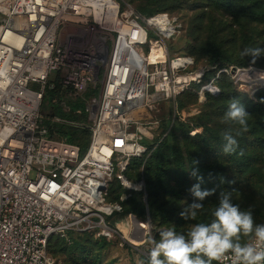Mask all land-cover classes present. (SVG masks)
<instances>
[{
    "label": "built area",
    "instance_id": "obj_1",
    "mask_svg": "<svg viewBox=\"0 0 264 264\" xmlns=\"http://www.w3.org/2000/svg\"><path fill=\"white\" fill-rule=\"evenodd\" d=\"M100 1L107 0H0V264H58L48 248L56 234L100 228L101 235L113 236L105 219L121 207L107 204L108 189L116 169L123 186H136L124 173L133 158L147 154L142 141L155 139L146 125L149 109L205 74L179 75L194 65L192 58L174 59L168 67L160 50L144 52L148 28L173 35L168 14L146 21L121 16L113 0L109 21ZM75 17L93 19L99 37L69 63L62 42L66 21ZM123 35L130 42L125 47ZM63 69L71 71L60 82L63 92L76 93L104 70L100 96L88 105L92 136L85 154L50 136V127L62 120L52 116L44 124L46 92L57 86L50 78ZM222 72L228 70H220L201 95L220 93Z\"/></svg>",
    "mask_w": 264,
    "mask_h": 264
},
{
    "label": "trees",
    "instance_id": "obj_2",
    "mask_svg": "<svg viewBox=\"0 0 264 264\" xmlns=\"http://www.w3.org/2000/svg\"><path fill=\"white\" fill-rule=\"evenodd\" d=\"M130 1L145 15L152 13L146 9L152 3H157L160 10L172 11L176 8L182 9L191 2L194 5L190 27V35L195 41L192 47L193 53L199 56L209 55L212 64L217 66V70L226 69L231 72L238 66L246 67L252 64L264 67V56L257 58L255 63L252 62V57L241 56L245 48H264V0ZM222 74L216 81L220 93L207 94L206 112L199 117L218 126L216 135L211 139L206 136L192 138L186 147L187 154L169 143H164L145 164L143 158H134L133 166L145 165L147 205L143 201L142 193L132 195L122 203L124 213L145 215L147 210L154 225L168 227L177 233L186 234L189 223L211 222L212 212L218 206V196L221 192H230L232 202L239 205L241 210H247L250 199L245 190L255 178L254 184L250 187L260 194L259 197L262 200L264 199V90L257 92L254 99L246 96L242 98L231 83L224 81L225 79L220 81ZM217 75L212 74L210 81ZM60 87L63 91L61 84H58L56 89ZM55 90H48L43 101L42 113L45 118L44 124L47 126L50 125V117L56 116L60 108L55 103V92L58 91ZM234 98L245 105L249 114L248 128L247 131H240L238 125H231L235 138L241 139L238 142L239 147L235 153L221 154L224 143L222 133L230 127L222 122V118L229 102ZM179 108H184V105L180 103ZM46 110L49 111L48 114H45ZM74 119V117L67 116L66 123L52 125L50 136L78 145L82 154H85L90 146L92 133L87 123L77 125L73 123L77 121ZM236 131H240V135H235ZM246 140H249L251 144L246 146L242 142ZM255 149H261L262 152L256 153ZM241 151L243 154H240ZM258 164L263 166L258 168ZM172 166L175 167L172 168ZM195 167L199 168L204 178L201 188H215L216 194L203 202L204 208L195 220L186 221L181 218L180 212L194 200L189 189L198 181L189 173ZM113 184L111 194L121 190L119 182ZM119 194L114 200L120 199ZM187 198L189 202H185ZM255 201L257 202L253 206L258 207L259 200ZM253 211L259 212L261 209L254 208ZM86 234L82 232L80 235ZM86 242H88L87 246L76 242L75 246L70 248L63 240L51 238L48 248L52 256L64 254L67 258L65 264H98L93 254V247H90L93 242L87 240L84 243ZM96 244L104 246L105 239L97 241ZM213 264L218 263L213 262Z\"/></svg>",
    "mask_w": 264,
    "mask_h": 264
},
{
    "label": "rangeland",
    "instance_id": "obj_3",
    "mask_svg": "<svg viewBox=\"0 0 264 264\" xmlns=\"http://www.w3.org/2000/svg\"><path fill=\"white\" fill-rule=\"evenodd\" d=\"M116 1L120 6L121 16L133 13L132 18L137 20L142 21L144 19L146 21L158 14H168L173 35L164 38L152 28H148V45L144 47V52L147 54L153 50H160L163 54V62L165 61L168 67L174 59L192 58L194 60V65L189 67L186 72H180L179 75L200 71L205 73L201 79L192 82L187 89L176 97L161 100L149 109L146 125L153 131L155 139L149 140L145 138L142 141L145 146L149 147L147 154L140 157L143 158L144 164L162 145H164V143H169L186 153V147L192 138L206 136L211 139L216 135L215 132L216 129L218 130V126L214 123H210L211 121L207 122L205 118H199L206 112V103L208 101V92H204L203 95H201V92L210 82L209 78H211V75L214 73L218 74L220 70H217V66L215 67L212 64L209 55L199 56L192 52L195 41L190 35V27L191 19L194 14V5L190 2L188 6L182 9L176 8L172 11H163L160 10L157 3H152L146 7V9L152 13L150 15H145L143 12L139 11L130 0ZM98 26L99 25L94 22L93 19L83 17L69 18V20L66 21L62 47L69 53V63L75 61L76 54H78L80 50L95 45L99 37ZM180 61L183 65L188 63V61L185 60ZM70 72L71 71L68 69H63L52 74L50 80L58 85ZM103 72L104 70L99 72L98 80L90 84L84 92L76 93L71 89H67L63 92L61 87L56 89L58 91L55 90V103H57L60 108L57 110V115L54 116V118L65 121L67 116H71L75 118L74 120H77L73 121V123L75 122L74 124H88V105L92 100L100 96ZM222 73L220 81L225 79L224 81L227 80L231 83L242 98L246 96L250 99H254L257 92L264 90V67L252 64L246 67L238 66L232 69L231 72ZM180 103L184 105V108H179ZM48 113L49 111L46 110L45 114ZM140 114L144 115L145 113L142 112ZM62 121L58 123H63L64 121ZM132 130H134V128H132ZM236 139L238 142L241 141L239 137ZM242 142L246 146L251 144L249 140ZM254 152L261 153L262 150L255 149ZM221 154H225L223 150ZM133 159L130 161L127 173L125 172L124 175L136 186H123L119 176H117L121 171L116 169V175L111 181L108 189L107 204L121 207V211H117L112 216L106 217L105 219L107 226L115 232L113 236H103L101 235L102 230L96 228L85 232L87 233L86 235H80L82 232L69 231L64 237L56 234L52 239L63 240L70 248L74 247L76 242H81L84 246L88 245V242L84 243L87 240L93 242L90 247H93V254L94 257L97 258L98 264H148L149 254L154 246L153 241L158 242L160 239V231L169 228L154 225L147 210L145 215L124 213L122 203L127 201L132 195L136 196L138 193H142L143 201L147 205L148 194L144 173L145 165L135 167L133 166ZM262 166V164H258V168ZM174 167L175 166H172V168ZM252 181L255 182V178H253ZM117 182L120 183L121 190L119 189L116 193L111 194L112 184H116ZM253 182L250 183L245 190L250 199L247 210L252 211L256 224H264V199L262 200L259 197L260 194L251 189L252 187L250 186L254 184ZM172 183L174 182L172 181ZM139 184H141V186ZM118 194L120 199L114 200ZM256 199L259 200L258 207L253 206V204L257 202L255 201ZM189 201L190 200L187 198L185 202ZM254 208L261 209V211L254 212ZM133 215L138 221L132 218ZM192 225H194V223H189L186 230L188 231ZM141 232L145 233V236L139 238L135 236L136 233L140 234ZM102 239H105L106 242L104 246L96 244L97 241L100 242ZM53 257L58 264H65L67 260L66 256L62 253L53 255Z\"/></svg>",
    "mask_w": 264,
    "mask_h": 264
},
{
    "label": "clouds",
    "instance_id": "obj_4",
    "mask_svg": "<svg viewBox=\"0 0 264 264\" xmlns=\"http://www.w3.org/2000/svg\"><path fill=\"white\" fill-rule=\"evenodd\" d=\"M241 56L252 57L255 63L257 58L264 56V48H245ZM248 116L240 100L234 98L229 102L222 118L223 123L230 125L222 133L225 154L235 153L239 147L231 125H238L240 131H247ZM240 131H236L235 135H240ZM240 154H243L242 151ZM189 174L198 183L189 189L193 202L180 212L181 218L186 221L195 220L204 208L203 202L216 194L215 188H201L204 178L198 167ZM218 201L211 222L196 223L186 234L171 228L161 230L159 241H153L148 264H219L224 260H230V264H264V224H256L251 210H241L239 205L234 204L230 192H221Z\"/></svg>",
    "mask_w": 264,
    "mask_h": 264
},
{
    "label": "bare ground",
    "instance_id": "obj_5",
    "mask_svg": "<svg viewBox=\"0 0 264 264\" xmlns=\"http://www.w3.org/2000/svg\"><path fill=\"white\" fill-rule=\"evenodd\" d=\"M101 2L102 1H100V3H99V8H100L101 13H103L104 15H105V13H107V15L110 16L109 17V21H111L112 20V8H113L112 6L115 5V2L113 0L103 1L102 3ZM154 21H157V20H152L151 19L150 23H154ZM131 40H132V38H131ZM120 44L122 46H124V47L126 45L128 46L130 44V42H128V40H126L125 35L121 36ZM176 63H177V65H183V63L180 60H178ZM132 218L134 220L138 221L137 218L134 215L132 216ZM135 236L138 237V238L139 237H143V236H145V233H142V232L140 234L136 233Z\"/></svg>",
    "mask_w": 264,
    "mask_h": 264
},
{
    "label": "water",
    "instance_id": "obj_6",
    "mask_svg": "<svg viewBox=\"0 0 264 264\" xmlns=\"http://www.w3.org/2000/svg\"><path fill=\"white\" fill-rule=\"evenodd\" d=\"M149 223H150V221H149Z\"/></svg>",
    "mask_w": 264,
    "mask_h": 264
}]
</instances>
